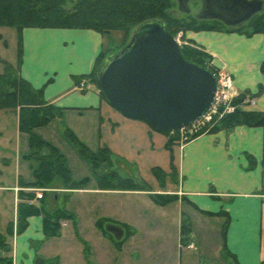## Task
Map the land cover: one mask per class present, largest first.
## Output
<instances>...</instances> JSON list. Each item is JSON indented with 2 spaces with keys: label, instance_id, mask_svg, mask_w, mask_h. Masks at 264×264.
<instances>
[{
  "label": "crops",
  "instance_id": "1",
  "mask_svg": "<svg viewBox=\"0 0 264 264\" xmlns=\"http://www.w3.org/2000/svg\"><path fill=\"white\" fill-rule=\"evenodd\" d=\"M186 36L210 54L216 68L231 74L239 94L255 99L244 109L264 111V32L199 30ZM105 41V35L90 28L25 27L20 74L60 109L51 122L58 135L65 133L64 122L87 117L86 134L93 142L83 143L95 152L108 147L112 168L124 169L126 177L146 189H105L95 173L71 177L74 182L88 178L80 188H68L55 178L32 201L46 212L62 208L71 217L60 221L55 236L46 234L43 213L27 217L18 231L19 192L27 188L21 182H34L39 165L28 156L32 150L25 148L28 136L19 130L18 114L13 112L15 121L8 123L10 112L0 109V235L7 245L4 249L0 243V256L12 258V264H211L206 258L197 263L199 255L188 254L199 249V229L210 219L211 226L219 224L222 230L228 220L223 244L228 264H263L264 124L204 132L168 149L167 134L123 115L97 85L79 89L76 78L94 70ZM12 63L17 65V56ZM41 153L48 155L49 150ZM154 167L168 173L165 187ZM157 195L166 203L157 202ZM110 225L122 230L120 238ZM179 248L187 250L184 260L177 255Z\"/></svg>",
  "mask_w": 264,
  "mask_h": 264
},
{
  "label": "trees",
  "instance_id": "2",
  "mask_svg": "<svg viewBox=\"0 0 264 264\" xmlns=\"http://www.w3.org/2000/svg\"><path fill=\"white\" fill-rule=\"evenodd\" d=\"M175 0H0V27H13L18 33L17 65L8 60H3V68L0 71V109L11 110L18 114L19 130L28 136L29 147L32 153L30 158L38 162V168L34 171L35 181L22 183L25 187L44 188L48 187L55 178H60L68 188H80L85 185L88 178L80 182L71 179L70 170L66 158L58 148L41 138L36 129L50 124L60 116L58 107L47 102L44 98L43 89H37L31 85L20 74L22 57V30L25 27H58V28H90L105 37L112 32H123L124 40L117 49L126 44V37L130 30L137 25L151 20L160 19L164 22L166 30L173 36L177 31L188 30H235L248 35L256 32H264V12L254 15L250 20L237 25L227 26L219 20L200 19L185 13L181 17L175 8ZM263 10V9H262ZM252 29V30H248ZM105 44L96 60L94 70L89 75L76 78L77 84L82 78H88L90 83L97 85V74L104 59L115 52L116 49ZM183 55L192 62L202 66H209L214 71L216 67L210 65L211 56L201 47L182 44ZM209 64V65H208ZM98 87V86H97ZM247 92L238 94L234 103L237 108L221 117H216L207 131L230 130L238 125L259 126L264 124V111H249L242 108V103ZM67 137L76 145L81 154L91 161L94 173L98 176V182L105 189L145 190L146 184H140L132 177L119 174L112 168L113 158L108 147L103 146L97 152L92 151L81 143L72 131H66ZM168 135L167 148L172 147L179 140L177 130L166 132ZM48 149L49 154L41 153ZM102 163H106V172H101ZM104 169V170H105ZM153 174L165 187L168 176L162 168L154 167ZM171 176L174 175L175 166L171 164ZM36 195L32 192H19V198L34 199ZM26 199L18 204V231L26 225V219L30 215L44 214V229L48 236H55L60 230V220L71 217V214L60 208L53 213L46 212L34 203ZM174 198H170L172 200ZM159 203H166L159 195L155 196ZM228 220L223 225V234ZM186 232V226H182ZM0 243L6 248V243L0 235ZM8 249V248H7ZM12 258L0 256V264H12ZM264 264V262H263Z\"/></svg>",
  "mask_w": 264,
  "mask_h": 264
},
{
  "label": "water",
  "instance_id": "3",
  "mask_svg": "<svg viewBox=\"0 0 264 264\" xmlns=\"http://www.w3.org/2000/svg\"><path fill=\"white\" fill-rule=\"evenodd\" d=\"M200 19L237 26L261 12L264 0H201ZM190 13V0H177ZM102 97L123 115L146 121L159 132L189 126L212 106L218 77L208 66L189 61L160 19L135 27L130 41L108 55L97 74ZM117 238L122 230L108 227Z\"/></svg>",
  "mask_w": 264,
  "mask_h": 264
},
{
  "label": "rangeland",
  "instance_id": "4",
  "mask_svg": "<svg viewBox=\"0 0 264 264\" xmlns=\"http://www.w3.org/2000/svg\"><path fill=\"white\" fill-rule=\"evenodd\" d=\"M175 2H176V0H175ZM190 7H191V12L189 15L195 16V14L200 12V10L202 8V1H200V0L191 1ZM175 8L177 9V2L175 3ZM262 11L264 12V6H263ZM180 16L183 17V16H186V14L183 12H180ZM134 30H135V27L130 30V33L128 34V36L126 37V40H125L126 44L130 41ZM248 30L250 31L252 29H248ZM188 31H194V30H188ZM188 31H182V30L177 31L176 36H178L180 38L181 44H186V45L189 44V45H194V46L199 47V44L193 43L191 40H189L187 38L186 33ZM124 37H125V34L123 32L114 31V32H112L111 35L106 37L105 44H107V45L109 44L108 47H112V48L116 49L115 50V52H116L118 50L117 46L122 44ZM17 54H18V33H17V29L13 28V27H0V71H2V68H3V60H8V61L13 62V60L16 58ZM211 64H212V62H210V65ZM82 80H83V78L81 79V81ZM7 111L10 112L9 116H8V123L9 122L12 123L13 121H15L14 115L12 114L13 111H11V110H7ZM77 118H78L77 120H72V118H71L70 121H75L73 124L68 123V122H67L68 123L67 124L66 122H64L65 133H63V135H61V136L58 135L56 132L55 123L54 124L50 123L49 125L39 127V129H38V131L41 134L49 137L48 139L54 141V143H56V145L60 148V151L64 154V156L66 158V163H67L69 170L71 171L70 175L73 178V180H76L78 177H81V176H90V177L94 176V171H93V168L91 165V161L81 154V152L76 147V145L66 135L67 130L72 131V129H74V131H76L77 134H75L73 131H72V133L76 136V138L81 143H83V142L85 143L88 140L92 141L91 140L92 137L89 134L88 135L86 134L87 129H85L86 128L85 125L87 126V123H86L87 117H85V118L77 117ZM66 120H68V118ZM59 124L61 125V123H59ZM209 126H210V124L207 126V128H208L207 130H209ZM207 130H206V132H209ZM197 136H195V137H197ZM195 137L186 140V139H181V137L179 136V140H178V142H176V144L182 145L186 142L191 141ZM92 142L89 143L90 146H92ZM25 148L27 150H29L28 142L25 145ZM105 168H107L106 163H102L101 169H99V171L101 170V172H106L107 169H105ZM115 168L119 171L120 175H122V176L129 175L128 173L125 172L124 169L122 171L120 169V167H115ZM28 174H29L28 170L26 169L24 175L27 176ZM3 180H5V179H3ZM39 190L45 191V190H48V187H44V188L27 187V188H25L26 192H32V193H34V195ZM24 199H26V197L21 199V201H24ZM26 200H29V199H26ZM35 206H38V205L35 204ZM38 208H40V207H38ZM56 210H58V209H56ZM50 213H53V212H50ZM209 220L210 219H204L203 220L204 222L201 226V229H199V249L188 251L189 252L188 254L199 255V258H197V263L199 260H201V258H206L207 259L206 261L211 262V264L215 263V262H217V264H228L227 263V257L225 255L224 248H223V244H224L223 230L221 229V227H219L220 226L219 224L215 223V224H212L213 226H211L209 224V222H210ZM211 223H213V222H211ZM71 224L72 225L74 224V220L71 221ZM186 252H187L186 249H184V248L180 249L179 248V250L177 251L178 254L177 253L176 254L180 258H183L186 256L185 255ZM183 260H184V258H183Z\"/></svg>",
  "mask_w": 264,
  "mask_h": 264
},
{
  "label": "built area",
  "instance_id": "5",
  "mask_svg": "<svg viewBox=\"0 0 264 264\" xmlns=\"http://www.w3.org/2000/svg\"><path fill=\"white\" fill-rule=\"evenodd\" d=\"M176 39L181 44L180 38L178 36H176ZM215 74L218 77V89L212 106L195 122L187 127L177 130V133L181 139L187 140L206 132L208 129L207 126L216 117H221L226 113L233 112L237 108L234 100L239 93L235 88L231 74L223 68H216ZM89 86L88 78H83V80L78 85L79 89L81 90L87 89ZM248 103H255V99L250 94L246 95V98L242 103V108H244ZM27 201L29 203H33V201L30 199ZM188 246L192 248L194 247V244L190 243Z\"/></svg>",
  "mask_w": 264,
  "mask_h": 264
},
{
  "label": "flooded vegetation",
  "instance_id": "6",
  "mask_svg": "<svg viewBox=\"0 0 264 264\" xmlns=\"http://www.w3.org/2000/svg\"><path fill=\"white\" fill-rule=\"evenodd\" d=\"M191 1H195V0H190V2H191ZM200 1H201V0H200ZM176 2H177V0H176ZM190 2H189V4H190ZM177 9H178V2H177ZM198 13H199V12H198ZM198 13H196L195 16H196Z\"/></svg>",
  "mask_w": 264,
  "mask_h": 264
}]
</instances>
